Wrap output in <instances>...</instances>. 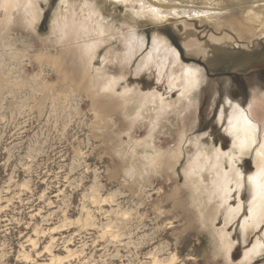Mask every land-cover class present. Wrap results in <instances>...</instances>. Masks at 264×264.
<instances>
[{
  "label": "rangeland",
  "instance_id": "374dc122",
  "mask_svg": "<svg viewBox=\"0 0 264 264\" xmlns=\"http://www.w3.org/2000/svg\"><path fill=\"white\" fill-rule=\"evenodd\" d=\"M48 1L49 7L41 2L46 13L37 39L49 33L57 0ZM94 1L106 17H115L125 25L137 21L147 33L142 35L151 41L155 32L149 34L150 28L143 25L151 20L138 19L123 7L115 8L110 0ZM249 1L229 0L225 5L240 13L237 9L254 6ZM207 2L203 4L217 5ZM196 21L200 31L192 32L200 36L206 33L201 28L214 26L204 18ZM253 28V40L250 35L248 41L245 39L246 51L259 53V60L248 66L235 63L228 56V60H222L230 49L221 54L224 48L217 47L219 53L207 55L212 46L186 48L169 38L172 47L178 53L181 50L187 59L184 63L197 65L203 75L191 137L201 136L205 144L221 146L223 151L231 147L224 123L218 121L226 95L245 106L252 88L264 95V30L258 25ZM174 29L183 36L180 25ZM224 33L234 41L238 39L230 29ZM22 35L18 46L28 55L22 59L11 55L0 64L4 69H0V74L8 79L7 84H0V264H239L256 236L244 246L240 227L230 225L229 232L239 241L232 250V261L214 255L212 237L191 205L182 167L177 168L176 178L173 174L156 176L144 186L125 176L124 162L113 154L112 147L118 139L114 135L108 137L97 124L90 100L83 92L64 88L62 77L52 68L40 65L34 52H28L27 46L40 50V41L26 33ZM105 53L106 49L99 51L97 67ZM152 72L137 77L132 74L128 79L144 91H152L157 84ZM161 85L160 92H165ZM257 97L260 100L263 96L259 92ZM176 98L177 93H172L171 99ZM256 110L262 117L261 109ZM114 123L119 129L123 126L120 119ZM134 134L136 140L146 136L141 130ZM123 140L128 141L126 137ZM175 142L176 136H160L157 145L167 150ZM240 164L245 175L255 171L251 159ZM139 186H143L142 192ZM237 197L238 193L231 206L237 205ZM240 198L246 214L251 201L247 185ZM87 212L91 213L93 226L85 224ZM223 221L224 215H220L217 230L223 228ZM53 257L59 261L52 263ZM252 264H264V255Z\"/></svg>",
  "mask_w": 264,
  "mask_h": 264
},
{
  "label": "bare ground",
  "instance_id": "6f19581e",
  "mask_svg": "<svg viewBox=\"0 0 264 264\" xmlns=\"http://www.w3.org/2000/svg\"><path fill=\"white\" fill-rule=\"evenodd\" d=\"M110 1L114 2L115 8L123 7L126 13L138 19L151 20L150 24H143L150 28L149 34L155 32L151 34V41L142 35L146 32L139 28L141 25L137 21L125 25L115 17H106L94 0H57L49 21V33L45 38L37 39L40 38L38 28L46 13L45 6L49 7L50 2L0 0V64L11 55L15 59L28 55L18 46L22 33L32 39L37 37L41 49L34 51L27 46L28 52L36 54L34 57L40 65L48 66L60 75L66 83L64 88L83 92L90 100L97 124L108 137L114 135L118 139L112 148L113 154L124 162V175L144 186L151 184L156 176L173 174L175 177L177 168L182 167L191 205L197 209L202 227L212 237L214 255L230 261L232 250L239 241L227 227L237 224L244 246L256 236L253 246L245 250L239 262L252 264L264 255V95L252 88L246 106L226 95L218 121L224 123L225 134L230 138L229 150L223 151L221 146L216 147L213 143L207 145L201 136L191 137L203 75L197 65L184 63L187 59L181 50L178 53L172 47L169 38L172 37L176 45L183 43L186 48L212 46L208 54L213 56L219 53L217 47L224 48L221 54L229 49L246 51L245 39H250L247 37L250 35L253 40V33H256L253 26L258 25L261 27L258 29L264 30V0H250L248 3L254 6L237 9L240 13L225 5L229 0H222L221 5L218 0ZM204 1L217 5H204ZM198 18L214 25L201 28L208 40L192 32L193 29L200 31ZM179 25L184 29L183 36L174 29ZM227 29L235 32L238 39L234 41L224 33ZM101 49H106V53L97 67L95 60ZM226 56H222V60H228ZM152 71L157 81L152 91H144L128 79L132 74L137 77ZM7 82L6 76L0 74V84ZM161 84L165 92H160ZM174 92L177 93L175 100L171 99ZM259 92L263 96L260 100ZM256 107L261 109L262 117L257 115ZM115 119L122 120V128L116 127ZM137 130L145 131L146 136L136 140L134 133ZM160 136H176V142L163 150L157 145ZM246 159H251L255 170L249 175L239 168ZM246 185L251 192V201L245 214L240 192ZM143 186H139L141 192ZM236 193L237 205L231 206ZM220 215H224V224L217 230L219 228L215 226ZM85 221L86 226H93L90 212ZM46 249L51 253L49 248ZM55 260L59 261V258L53 257L52 263Z\"/></svg>",
  "mask_w": 264,
  "mask_h": 264
},
{
  "label": "water",
  "instance_id": "95a60500",
  "mask_svg": "<svg viewBox=\"0 0 264 264\" xmlns=\"http://www.w3.org/2000/svg\"><path fill=\"white\" fill-rule=\"evenodd\" d=\"M228 52L229 54L226 55L228 56L229 59H233L235 63L237 62H241V63H244L245 65L244 66H248L254 62H256L257 60H259V53H255V54H250L249 52H246L244 50H238V51H226ZM264 52V50H263ZM209 55V54H208ZM205 67V65H204ZM206 71L208 73L209 69L208 67L206 66Z\"/></svg>",
  "mask_w": 264,
  "mask_h": 264
}]
</instances>
